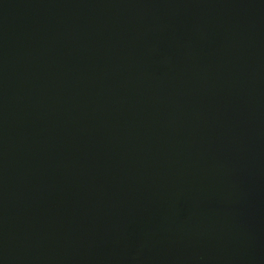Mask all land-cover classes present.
<instances>
[{"label": "water", "instance_id": "water-1", "mask_svg": "<svg viewBox=\"0 0 264 264\" xmlns=\"http://www.w3.org/2000/svg\"><path fill=\"white\" fill-rule=\"evenodd\" d=\"M0 264H264V0H0Z\"/></svg>", "mask_w": 264, "mask_h": 264}]
</instances>
